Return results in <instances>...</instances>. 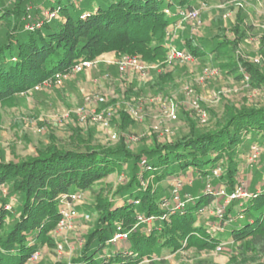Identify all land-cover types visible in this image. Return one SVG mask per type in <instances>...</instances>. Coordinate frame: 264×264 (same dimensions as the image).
Wrapping results in <instances>:
<instances>
[{
  "label": "trees",
  "instance_id": "obj_1",
  "mask_svg": "<svg viewBox=\"0 0 264 264\" xmlns=\"http://www.w3.org/2000/svg\"><path fill=\"white\" fill-rule=\"evenodd\" d=\"M20 1L11 25L3 21L6 16L0 10V100L26 92L102 52L132 53L155 62L174 49L204 61L221 42L207 50L206 42L212 38L198 36L195 40L187 33L182 40L177 39L180 47L167 42L172 26L180 21L177 17L194 10L197 0ZM45 12L52 16L42 15ZM249 29L243 22L234 28L233 41L224 36L228 40L225 45L233 47L234 54ZM259 38L258 51L264 56L262 34ZM234 58L230 67L219 71L240 82L246 76L248 84L264 94L262 64ZM166 77L151 85L166 83ZM206 109L210 127L194 124L195 113L186 112L193 125L174 139L150 135L149 144L140 138L134 147L124 135V123L117 129L115 145H94L87 135L60 150L46 147L42 153L17 161L0 160V264H26L35 252L42 254L60 246L54 229L60 218L61 198L71 201L72 195L84 192L92 195L87 209L94 222L76 233L80 235L79 246L57 264H140L200 246L214 248L222 241L226 226H230V239L225 245H236L230 250L233 264H264V166L249 181L247 197L231 201L222 213L209 216L211 220L202 219L205 209L215 208V189L231 191L242 180L236 170L235 146H259L264 141V104L238 107L225 100L220 113ZM123 118L121 115L119 120L124 122ZM215 167H220V175L208 184ZM117 172L122 179L103 196L99 181ZM183 177H187L185 183ZM193 179L202 185L189 193ZM163 180L181 181V186L173 191L174 182L168 185L169 190L159 189ZM214 225L224 227L223 231H214ZM119 233L126 238L115 239ZM63 235L66 232L58 236Z\"/></svg>",
  "mask_w": 264,
  "mask_h": 264
},
{
  "label": "rangeland",
  "instance_id": "obj_2",
  "mask_svg": "<svg viewBox=\"0 0 264 264\" xmlns=\"http://www.w3.org/2000/svg\"><path fill=\"white\" fill-rule=\"evenodd\" d=\"M86 1L88 0H84ZM89 1L93 3V0ZM20 2L22 3L20 0H0V10L8 19L3 18L6 24L11 25L13 20L10 19H15L14 13L18 11ZM194 8L196 17L185 20L190 25L183 22V17H177L178 21H182L181 28H187L188 33H185L194 36L195 40L198 36H202L204 40L212 38L206 42L207 50L215 46L217 41H221L215 53L204 56L205 60H198L199 62L192 58L188 61H181L177 57L170 60L168 55L162 60L148 62L137 54L102 52L95 57L96 61L90 69L61 75L58 81L47 78L26 92L6 96L0 100V160L17 161L42 153L46 147L60 150L63 145L77 143L80 137L91 136L92 144H116L119 137L117 129L120 128L119 125L123 127L124 123V135L128 141L134 143V147L140 138H145V144H149L150 135L158 139H174L186 133L193 125L187 120L186 112L189 115L194 112L193 117L197 121L194 124H202V128L207 129L212 122L206 108L220 113L225 100L233 101L238 107L244 104H264L263 90L251 87L246 76L240 82L230 74L226 76L219 71L230 67L229 63H234V57H243L262 64L264 74V56L258 51L261 45L260 34L264 41V0H207L203 3L197 0ZM42 15L52 16L47 12ZM243 22L248 23L250 29L247 30L245 38L237 43L234 54L233 47L231 49L225 45L228 41L226 38L233 41L234 28L240 27ZM176 24L172 26L175 30L166 40L180 47L179 41L174 37V32L180 29ZM2 25L3 22H0V27ZM215 34L219 37H215ZM180 35H185L184 30L179 32ZM133 57L137 58L140 65H122L125 58ZM256 59L259 60L256 62ZM217 64L221 65L219 69H216ZM141 66H144L143 70ZM164 76H167L166 83L151 85L156 83L157 78ZM99 97L103 100L97 101ZM169 99L175 106V119H169L165 115L163 102ZM121 115H124V122L119 120ZM111 119H115L114 124ZM111 135L115 137L112 139ZM235 151L238 153L235 154ZM233 153L237 173L249 190V181L255 179L264 166V141L259 146H235ZM253 153L256 156L250 162L248 157ZM225 164L226 160L223 159L222 165ZM213 170L220 175V167ZM213 170L207 178L208 184L213 179H218ZM192 174L195 176L196 172ZM121 179V172H117L100 180L102 195L108 196ZM167 180L161 181L158 188L169 190L168 185L175 181ZM181 180L185 183L187 177ZM193 180L190 184L192 186L187 189L189 193L202 185L199 180ZM200 190L202 191L201 188ZM180 192L183 195V190ZM92 199L89 192L81 194L73 205L79 215L73 220L74 228L66 231L64 237L58 236L62 232L55 233L60 246L52 248L51 251L44 250L36 257L31 256L26 264H57L68 259L81 242L80 235L76 233L86 230L94 222V215L87 209ZM213 201L216 207V204L225 203L227 199L215 196ZM213 209L215 208L205 209L202 219L207 220L209 216L215 215ZM85 215L88 218H84ZM229 231L230 226H226L221 232L222 241L230 239ZM235 247V244L225 245L220 252L215 253L211 247L200 246L194 251H179L172 256L154 258L140 264H233L230 250Z\"/></svg>",
  "mask_w": 264,
  "mask_h": 264
},
{
  "label": "built area",
  "instance_id": "obj_3",
  "mask_svg": "<svg viewBox=\"0 0 264 264\" xmlns=\"http://www.w3.org/2000/svg\"><path fill=\"white\" fill-rule=\"evenodd\" d=\"M180 15L184 19H186V18L189 19L191 17L192 18L196 17L197 12L195 10H192V11H187V12H181ZM168 56H169L170 60H173L174 58L177 57V59H180L181 61H188V60H191L190 58H192L190 55L184 54V53L176 51L174 49H172L169 52ZM258 60L259 59H256V62ZM95 61L96 60H84V61H81L79 63H76L73 66H71L69 69H67L66 71L56 73L51 79H53L54 81H58L60 79L61 75H68L69 73H78V72H80L82 70L90 69ZM126 64L134 65V66L137 65L138 64L137 58L136 57L125 58L124 59V64H122V65L124 66ZM138 65H140V64H138ZM141 68H142V66H141ZM143 69H144V66H143L142 70ZM102 100L103 99L101 97L97 98V101H102ZM163 107L165 108L166 117H168L169 119H175L176 118L175 106H174V104H173L171 99L164 101L163 102ZM132 114L134 115V113H132ZM110 137L113 139L115 137V135H111ZM255 156L256 155L254 153L251 154V156L248 157L249 161L252 162L253 159L255 158ZM213 174H214V176H218L216 170H213ZM174 186H175V189L173 191H175L176 188L181 186V182L180 181H176ZM213 195H214V198H215V196L216 197L217 196L218 197L222 196V199L224 197H226V199H227V202L222 203V204H216L215 209H213L216 212V214H220V213L223 212V210H225L226 205L229 204L231 201L236 200V199H240V198H244V197L248 196L249 193H248V190L246 189L244 183L241 181L239 184L235 185L234 188L228 194H227V191L224 188H219V189H215L214 190ZM78 198H79V195L78 194H74V195L71 196L72 200L71 201H67L66 200V196H62L61 199H62L63 202H62V207H61V210H60V218H59V221H58V223L56 225L55 233H58V231L63 233V232H66V231H70L72 228H74L73 227L74 226L73 225V220H74L75 217H77L79 215H78L77 211H75L73 205H75L74 203L76 202V200ZM175 199H176V197H175ZM84 218H88V215H85ZM223 228L224 227H222L220 225H214L213 226V230L214 231H223ZM125 238H126V234H124V233H119V234L115 235V239H125ZM227 242L228 241H220L213 248L214 252L215 253L220 252ZM37 255H38V252H35L32 255V257H36Z\"/></svg>",
  "mask_w": 264,
  "mask_h": 264
},
{
  "label": "crops",
  "instance_id": "obj_4",
  "mask_svg": "<svg viewBox=\"0 0 264 264\" xmlns=\"http://www.w3.org/2000/svg\"><path fill=\"white\" fill-rule=\"evenodd\" d=\"M184 20V19H183ZM182 22V21H181ZM180 21L178 22V24L176 25V26H178L180 29H179V31H176V33L174 32V34H175V36L174 37H176L178 40L179 39H183V37L185 36V35H180L179 36V32H181L182 30H184V34H186L185 32H187L188 33V31H187V28H185L184 29V26H183V28H181V25H182V23H181ZM186 25H190L187 21H183ZM184 24V25H185ZM175 30V27H174V29H171V32L173 33V31ZM81 72V71H80ZM65 235H63V237H64ZM191 250H193V249H191ZM190 249H189V251H191ZM188 251V250H187ZM194 251V250H193ZM179 252V251H178ZM174 253H169V254H167L166 256L168 257V256H172ZM165 256V257H166ZM164 257H162V259H163ZM146 261V260H145ZM144 262V261H143Z\"/></svg>",
  "mask_w": 264,
  "mask_h": 264
},
{
  "label": "clouds",
  "instance_id": "obj_5",
  "mask_svg": "<svg viewBox=\"0 0 264 264\" xmlns=\"http://www.w3.org/2000/svg\"><path fill=\"white\" fill-rule=\"evenodd\" d=\"M39 254V253H38Z\"/></svg>",
  "mask_w": 264,
  "mask_h": 264
}]
</instances>
